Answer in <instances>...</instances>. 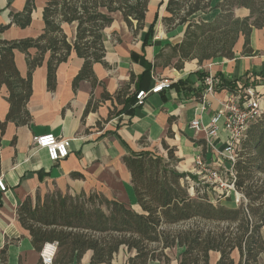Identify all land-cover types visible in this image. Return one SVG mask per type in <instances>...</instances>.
Segmentation results:
<instances>
[{"label":"crops","instance_id":"1","mask_svg":"<svg viewBox=\"0 0 264 264\" xmlns=\"http://www.w3.org/2000/svg\"><path fill=\"white\" fill-rule=\"evenodd\" d=\"M31 23L26 27L11 24L0 31V40L36 38L45 28L43 11L47 0H34ZM222 0H213L212 7ZM168 0H149L144 26L134 32L129 28L120 12L113 14V22L103 29L105 55L103 62L93 65L97 84L82 80L75 88L74 78L84 60L74 50L68 59L59 64L56 72V86L47 87V61L32 75L33 93L27 107L31 114L28 125L17 126L14 122L0 128V177L7 190L0 189V264H41L40 250L33 246L29 232L21 225L17 213L18 206L30 196L42 198L54 191L63 194H102L117 200L135 211H140L132 185L131 172L123 157L143 151L165 156L162 145L174 149L179 172L193 174L195 157L200 154L213 167L224 164L208 145L204 131L191 128V121L198 118L203 125L210 123L212 115L223 108L229 94L239 85L252 88L255 94L264 97V26L253 28L249 51L245 50V36L241 33L234 45L232 58L216 57L202 63L198 59L184 62L181 69L173 66L156 65L157 54L168 44L181 43L185 37L187 24L168 27L163 21L169 16L166 10ZM26 0H0V25L11 23V13H20ZM219 8L197 12L191 20L211 22L219 15ZM234 14L238 18L249 16L245 7H237ZM154 23L149 43L144 44L146 33ZM61 27L68 41L76 37V24L62 23ZM30 49L31 54L36 53ZM15 63L22 76H26L28 65L25 53L15 50ZM151 67L150 76L145 80L150 89L162 77L173 80V86L160 93L151 94L141 106H133L131 97L136 92L138 76ZM262 72V73H261ZM212 74L217 78L214 90H206L205 77ZM134 81L130 83L131 76ZM221 78L236 82L232 90L221 86ZM131 84L125 103L115 99H102L107 92L114 95L125 84ZM8 90L0 88V120L6 119L10 104ZM92 108L85 113L88 102ZM223 123H219L218 137L214 138L217 148H223L226 134ZM53 133L59 137L71 138L70 153L59 162H52L45 149L35 148L34 137ZM228 165V163L226 162ZM226 200H221L225 204ZM237 205L234 204L233 207ZM264 237V226L261 229ZM184 247L169 250L167 264H179ZM92 251L84 253L79 262L68 264H90ZM134 254L126 247L116 253L115 264H129ZM233 259L238 262V250L233 251ZM220 253L210 251L209 264H217ZM148 264H165L154 259Z\"/></svg>","mask_w":264,"mask_h":264},{"label":"trees","instance_id":"2","mask_svg":"<svg viewBox=\"0 0 264 264\" xmlns=\"http://www.w3.org/2000/svg\"><path fill=\"white\" fill-rule=\"evenodd\" d=\"M212 1L168 0L166 10L169 16L163 21L168 27L186 23L187 28L181 43L168 44L157 54L155 66L171 65L181 69L184 62L192 59L202 63L216 57L232 58L234 45L241 33L245 36V50L249 51L253 28L264 26V0H222L213 7ZM148 3L149 0H47L43 11L45 28L38 37L0 40V88H7L10 104L6 119L0 120V128L3 130L9 121L17 126L30 124L27 104L33 93L32 75L43 63L47 52L50 53L47 61L49 90L56 86L57 67L68 59L72 50L84 60L73 86L76 88L82 80L96 85L93 65L103 62V29L113 22L112 14L121 12L129 28L136 24V32L144 26ZM237 7L249 9V16L236 17L234 9ZM34 8L35 1L26 0L23 11L11 13V23L0 25V31L11 24L20 27L30 25ZM186 8L185 15L181 17V10ZM211 8L220 9L215 20L200 23L191 20L195 13ZM64 22L76 23L73 43L68 41L61 27ZM153 26L154 23L146 33L145 45L153 34ZM31 48L37 50L34 55L30 53ZM15 50L26 55V76H22L16 66ZM150 70L148 67L138 76L136 92L130 100L133 106L136 93L147 89L144 86ZM134 79L132 75L130 83ZM130 83L114 95L104 92L102 99L125 103ZM222 85L233 90L236 82L221 78ZM91 108L92 100L88 102L85 113ZM162 145L167 150L168 162L150 151L123 157L131 172L140 211L97 193L73 196L54 191L43 198L39 194L34 199L26 197L18 206L17 213L21 225L31 236L33 246L41 251L46 242L57 241L54 264L79 262L88 250L93 253L90 264H115V255L122 246L134 252L128 259L129 264H148L154 259L167 264L169 258L164 252L149 247L150 243L164 239L163 248L184 247L179 264H209L210 251L220 253L217 264H264V237L261 232L264 226V112L250 125L235 163V185L247 197L245 205L230 208L221 201L215 203L208 191L199 187H194L193 195L188 189L187 177L195 180L196 176L179 172L174 166L178 161L174 149L165 141ZM188 221H194V224L184 230L171 232L166 229ZM235 250L240 255L238 262L232 257Z\"/></svg>","mask_w":264,"mask_h":264},{"label":"built area","instance_id":"3","mask_svg":"<svg viewBox=\"0 0 264 264\" xmlns=\"http://www.w3.org/2000/svg\"><path fill=\"white\" fill-rule=\"evenodd\" d=\"M217 78L212 74L205 77L206 90L211 92L217 83ZM173 80L162 77L156 81L150 89L139 90L136 93V106L145 103L149 95L160 93L169 89ZM264 112V97L255 94L252 88H245L239 85L238 88L229 94L223 102V108L212 115L210 123L203 125L200 119L191 121V128L196 131H204L208 136V145L215 151V154L224 160V164L212 166L198 154L195 157V171L200 175L202 184L209 183L215 196H210L213 202H220L227 198L233 199L236 205L248 202L244 193L237 189L235 163L239 158L241 143L246 137L250 125L256 121ZM223 123V130L226 134L223 148H217L214 138L218 137L219 123ZM35 148L45 149L52 162H59L68 157L71 147V138L59 137L53 133H45L34 137ZM228 163V165L226 164ZM190 180L189 177H187ZM199 187V183H195ZM0 189L7 190V185L0 177ZM194 190V187H192ZM193 193V191H191ZM210 195V192H208ZM58 250V242H46L41 251V264H54Z\"/></svg>","mask_w":264,"mask_h":264},{"label":"rangeland","instance_id":"4","mask_svg":"<svg viewBox=\"0 0 264 264\" xmlns=\"http://www.w3.org/2000/svg\"><path fill=\"white\" fill-rule=\"evenodd\" d=\"M99 10L100 11H104V9H99ZM186 10H187V8L181 10V12H180V16L181 17L185 15ZM117 12H119V11H117ZM74 24H76V23H74ZM165 151H166V153H165L166 155L165 156H162V155H159V156H162L167 161L168 160V154H167V150L166 149H165ZM174 155H175V153H174ZM170 166H172V164H170ZM174 166L176 168L177 162H176V165H174ZM196 171H198V170L196 169ZM196 171H194V173H193V175L196 176V179L194 180V179L190 178V180L187 183L188 189L190 188V191H193L192 187H197V185L195 183H197V184L199 183V188H201L202 190L205 189L208 192H210V196H212V198H213V196H215L214 192L217 193V191H212V189H211L212 186L210 187L209 183L202 184V182L200 180V175H198V173ZM185 186H186V184H185ZM193 195H194V192H193ZM217 203H220V202H217ZM234 204H235V202H234L233 199L227 198L224 205H226L227 207L233 208ZM102 208L105 211H107L105 206H102ZM193 224H194V221L182 222V223L170 225V226L166 227V229L171 231V232H175V231H179V230H184V229L188 228L189 226H191ZM115 235H118V233L115 232ZM164 244H165V240L163 239L161 242H152V243H150L149 247H150V249H156L157 252L162 251L165 254H166L167 251L169 252V250L175 251V249H177V247H180L179 245H174V246H171V247L163 248ZM122 247H126V246H122ZM131 251H133V250H129V252H131Z\"/></svg>","mask_w":264,"mask_h":264}]
</instances>
